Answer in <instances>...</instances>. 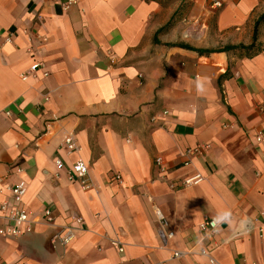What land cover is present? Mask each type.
<instances>
[{
	"label": "crops",
	"instance_id": "0c3cea01",
	"mask_svg": "<svg viewBox=\"0 0 264 264\" xmlns=\"http://www.w3.org/2000/svg\"><path fill=\"white\" fill-rule=\"evenodd\" d=\"M66 1L0 0V206L53 218L0 236V264H264V23L252 49L213 53L252 45L264 0L225 10ZM78 161L86 190L69 180ZM155 210L174 233L166 245ZM223 210L234 226L205 237L198 226ZM77 218L60 245L55 235ZM241 220L247 231H236Z\"/></svg>",
	"mask_w": 264,
	"mask_h": 264
},
{
	"label": "built area",
	"instance_id": "2783aa9c",
	"mask_svg": "<svg viewBox=\"0 0 264 264\" xmlns=\"http://www.w3.org/2000/svg\"><path fill=\"white\" fill-rule=\"evenodd\" d=\"M229 3H237L239 0H228ZM76 4V0H67L62 6L63 9L66 10L68 7ZM221 5L220 2H213V8H219ZM9 41V40H8ZM42 66L39 63L33 64L29 70L28 73H35L39 70H41ZM46 76V74H44ZM27 77V74L22 76V80H25ZM163 115H166L164 113ZM260 140V139H258ZM64 147L67 148L69 151H74L75 143L72 137H67L64 140ZM201 149V148H200ZM199 148L187 150L186 155H197L200 153ZM154 164L158 169H161V166L163 165L161 158H156L154 161ZM56 165L58 168L62 167L61 162L57 161ZM186 165V164H185ZM69 180L70 182L78 183L82 189L86 190L89 188V172L88 167L86 164H84L82 161H78L74 163L69 168ZM201 180L200 176H195L191 179H188L184 182V185H195ZM113 181H115L118 184H121L122 178L119 174L113 175ZM25 194V185L24 183H19L15 188L12 190L13 200L15 203H20L23 196ZM0 210L6 211L7 215H5L4 219L6 221V224L0 227V236L2 237H18L25 233H30L33 230L34 225L38 224L39 221L45 223L46 225H52L53 224V218H52V212L49 209L43 210L39 216H31L28 213H26L23 210H20L18 208H8V205L6 203L2 204L0 206ZM262 221L260 224V227L258 229V235L261 240H264V213L260 214ZM155 218H156V227H157V236L160 240L162 245H166L168 241H170L174 233L169 229V224L167 220L164 218L162 213L159 210H155ZM82 224V219L77 218L73 222V226H66L60 230L58 234L55 235V239L59 242L60 245L66 246L68 245L73 237H74V231L76 230V226H79ZM219 225L213 224V218L204 220L199 226V231L207 238H213L218 229ZM112 244L116 247H118V250L122 252V248L119 247V244L117 242H112ZM201 255H206L204 251H200ZM182 257V254L180 252H175L173 254V258H180Z\"/></svg>",
	"mask_w": 264,
	"mask_h": 264
},
{
	"label": "rangeland",
	"instance_id": "374dc122",
	"mask_svg": "<svg viewBox=\"0 0 264 264\" xmlns=\"http://www.w3.org/2000/svg\"><path fill=\"white\" fill-rule=\"evenodd\" d=\"M163 3L164 7L177 10H225L228 7L237 6L238 4L229 3L228 0H158ZM220 2L219 8H213V2Z\"/></svg>",
	"mask_w": 264,
	"mask_h": 264
},
{
	"label": "clouds",
	"instance_id": "9594fccd",
	"mask_svg": "<svg viewBox=\"0 0 264 264\" xmlns=\"http://www.w3.org/2000/svg\"><path fill=\"white\" fill-rule=\"evenodd\" d=\"M205 79L197 77L196 78V88L198 93H203L205 91ZM221 223H230V226L233 225V218L232 213L230 210H223L221 212H218L217 215L213 218V224L219 225ZM249 221L247 220H241L239 222V225L236 227V231L238 232H244L248 230Z\"/></svg>",
	"mask_w": 264,
	"mask_h": 264
},
{
	"label": "trees",
	"instance_id": "16d2710c",
	"mask_svg": "<svg viewBox=\"0 0 264 264\" xmlns=\"http://www.w3.org/2000/svg\"><path fill=\"white\" fill-rule=\"evenodd\" d=\"M264 23V15H262L256 22L255 26H254V31H253V43L252 45H250L249 47H244V46H236V47H224V48H220V49H217L215 51H213V53H226V52H229V51H234V50H238V51H241V50H244V51H247V50H250L253 48V45L256 41V38H257V31H258V28L259 26ZM247 55H251L249 53H247Z\"/></svg>",
	"mask_w": 264,
	"mask_h": 264
}]
</instances>
